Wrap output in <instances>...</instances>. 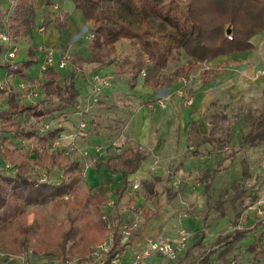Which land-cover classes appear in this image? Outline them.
<instances>
[{
	"label": "trees",
	"instance_id": "trees-1",
	"mask_svg": "<svg viewBox=\"0 0 264 264\" xmlns=\"http://www.w3.org/2000/svg\"><path fill=\"white\" fill-rule=\"evenodd\" d=\"M10 1L11 9L0 30L6 31L10 40L18 42L28 36L34 25L37 0ZM69 1L81 12L92 35L90 57L78 59L77 65L87 61L98 67H112L117 75L129 72L134 79L141 75L142 83L152 89L172 87L177 78L190 74L194 64L254 51L252 39L264 32V0ZM43 2L45 10H50L51 0ZM52 22L60 28L66 26L61 15L53 14L49 23ZM120 40L129 42V54L118 53ZM32 53L33 48H30V57L14 64L0 61V68H5L10 76L23 79L25 72L38 62L31 57ZM180 53L188 57V63L169 75L161 74ZM42 78V101L19 105L10 97L8 109L0 111V157L12 170L0 169V246L10 254L32 250L44 257L58 254L66 260L76 251L83 258L110 229L111 220H102V207L110 201V182L90 187L80 171L81 164L70 160L63 150L52 147L62 129L44 130L39 124L56 111L75 106L79 92L74 86L73 75L63 77L53 67L45 69ZM17 117H23L30 124H23ZM249 119L248 131L240 137L237 147L224 153V161L231 163L246 148L264 146V112L250 115ZM107 127L108 136H113L111 127ZM214 127H217L216 123ZM187 134V144L194 148L193 157L202 155L201 147L214 140V132L202 135L194 122L189 123ZM144 158L138 148L130 147L98 163L97 167L123 173L122 185L114 191L121 197L129 184L127 177L137 171ZM241 168L246 174L244 161ZM42 170L46 174L51 170L59 171L60 177L41 180L39 173ZM220 171L222 167L217 166L214 175ZM208 179L212 181L213 177L206 172L200 178L207 198ZM231 188V193L227 189L221 190L214 202V209L221 217L225 216L226 203L232 212H236L243 200L245 190L236 183H232ZM59 210L65 211L64 218L52 221L49 211ZM151 214L143 212L144 223ZM255 230L234 226L232 231L218 237L216 244L220 250L216 259L222 264H237L238 253L234 251L250 232L253 242L246 247V252L252 254V264H257L256 258L264 255V244ZM134 234L137 236L140 231ZM121 239L120 235L116 236L108 257L124 252V244L128 241ZM91 260H84V263L92 264ZM209 261L205 255L200 263Z\"/></svg>",
	"mask_w": 264,
	"mask_h": 264
},
{
	"label": "crops",
	"instance_id": "crops-1",
	"mask_svg": "<svg viewBox=\"0 0 264 264\" xmlns=\"http://www.w3.org/2000/svg\"><path fill=\"white\" fill-rule=\"evenodd\" d=\"M52 1L54 0H51V2ZM8 4L10 5V8L7 7ZM67 4H69L68 6L69 12H66ZM10 9H11L10 1L0 0V14H5V18L3 19L2 24H4L6 15L10 11ZM39 11H44L43 17L46 18V21L49 19L51 13L56 14L58 16L66 15L67 19L65 20L63 18V22L66 23V26L65 28H60L56 23L53 22L49 23V25H47L46 28H44L46 29L45 32L47 31L46 33H48L47 39L44 38L41 39L40 36H38L40 32L37 27V29L35 30L30 29L28 32V36L25 37L24 39L18 42L11 40L10 46L3 45L0 43V51L3 52L2 55L5 58V60H2L0 55L1 62H9L11 64H14L22 60H27L30 57V55L28 54L30 48H33V53L31 54V57L37 59L39 62V66L32 65L30 69L25 72V78L23 79L8 75L7 70L5 68H2L4 70V78L0 79V82H2L3 84V89L1 91L4 92L6 97H4L1 100L3 107L0 108V111L8 109L9 107L8 98L10 97H13L15 104L21 105L17 101L18 98L15 96L16 92L19 93L18 85L20 83L31 84V82H33L37 78L38 82L41 85L43 84L44 81L42 78V72H40V64L42 63L44 56H42V54L38 51L39 45L41 44H44V47L46 48L49 49L52 48L54 50L55 62L59 60V57L61 55L64 54L70 55L71 60L63 69L59 70L55 67L54 68L55 70L61 72L63 77L73 75L74 76L73 83H75V80L77 79L78 76H82L84 79L87 78L90 79L94 74H103L107 77H111V79L114 80L113 84L111 85L112 87L102 92L106 95L105 100H110V104H97V110L95 111V116H94L95 118H92L91 122H93V124H95L96 127L97 122L101 121L102 118L104 117V115L101 112H103L107 108H110L114 112L108 115L109 117H111L108 124L113 123L122 126L121 129L122 131H120V133H116V134L114 133L113 136L107 135V138H109V140H113L112 143H114V141L117 143H122L117 145L120 153L124 149L135 147L138 148L145 155V158L140 163V166L137 169V171L127 177L129 184L127 185L125 191L122 193L121 197L115 195L114 191L122 185L124 179L122 172H113L108 170L104 166L99 167L97 169L88 168L89 170L95 172L93 178L97 180L96 181L97 183H95V185H90L88 180L87 179L85 180L90 187H95L97 185L106 184L110 182L109 184L110 192L108 193V197L110 199L109 202H112V204L110 205L108 203L106 206L102 207V211L103 213H106L105 215L107 219L111 220L112 224H118L123 221L131 220L135 216V214L139 217L140 225L138 230L140 231V234L137 236H135L134 234L132 238L127 240L128 242L124 244V252L122 254L123 261L125 262L130 261L133 258L134 254L145 246V242L147 238L151 236H155L157 234H164L170 239L175 240L176 233L174 229L179 230V228H181L180 226L181 222L183 224L182 227H184L182 229H184L186 233H188V238L191 237L190 239H192L191 241L193 242V245L197 242L198 244H200V246H206V247L210 246V250L207 251L208 253H210V251H212L214 248L218 249L219 251L220 246L216 244V239L218 237L224 236L226 233L230 231L223 233L220 230H208V231L204 230L203 228L204 212H201L200 205L204 203V200L205 198H207V196L205 195L204 198L203 195H201V192L198 191V189L196 188V186L198 187L199 185L198 183L193 186L188 181L191 177H194L195 179L198 177V174L197 175L193 174L191 172L192 169L188 168V165L190 163L189 161H191L190 158L188 162L185 159L177 160V164L173 167V172L176 171L179 172L182 176L183 175L185 176L184 177L185 179L184 181H182V183H180L177 186L176 190H171L170 186L168 187L166 186L165 188H162L163 189L162 199H164V202H161L162 200L158 201L156 197L151 198L152 194L150 193V190L146 189L147 185L143 181L149 177V174L151 172L159 173L160 171H162L161 166L158 169L154 167L152 169V166H150L151 164L150 159H153V157L160 158L163 165V160L165 158H168L169 156L173 158L174 155L177 156L180 155L181 157H183L187 148L194 149L192 146H188L187 144V135H188L187 127L189 123L194 122L197 125V128L202 135H206L209 133V132L208 133L202 132L199 127L201 121L200 113L204 112L203 104H208L209 102H207V100L210 98L206 90V86L209 85V83H211L213 80H215L216 75L218 74L216 72L221 70L226 71V69L229 68L228 65H225V61H227L231 57H237L238 55H241L243 53L233 54L229 56H221L210 62H206L204 65L203 64L194 65V67L190 72V75L193 77L197 76V78L200 80L202 84L200 88L196 87L197 91L200 93L203 90L202 91L203 95L200 98L198 102L199 105L195 110L193 106L191 108L184 107L183 105H181L180 102H176L175 100H169L166 101V103H164V100L168 96L169 91L171 90L172 87L152 89L148 86H145L142 83L141 75L138 76L137 79H134L132 74L129 72L121 75H117L114 74L112 67H98L97 64L87 61L82 62V64L78 66L76 63L78 62L77 61L78 59H88L90 57V53H89L90 41H87L86 44L83 45V43H81L80 40H83L82 36L84 35H89V37H92L91 32L89 31L88 28V24L84 20L81 12L79 10H75L73 8L72 3L67 0H62L61 2H57V1L52 2V7L48 11H46L44 8L43 0H37L34 5V13H37ZM67 29L69 30L67 31ZM43 33H41L40 35H42ZM66 35L68 36L67 39H65ZM87 39L88 37L85 36L83 41ZM9 47H14L17 53L15 58L10 60L5 57L6 50H8ZM185 57L187 58L188 61V57L186 55ZM203 68L209 71L208 74L210 76L212 75L210 78H204L203 76H201L200 70ZM37 69L39 71L38 73L36 72ZM164 71H162L161 74H165ZM221 75L222 74H219V76ZM84 76H86V78ZM128 77H131V81L129 82V84L127 83V88H128L127 91V89L123 88L122 81L123 79H128ZM138 79H140V82H138ZM115 81L117 83H115ZM132 88L133 90H131ZM136 88L140 89L141 93L139 92L137 93L135 91ZM85 91L86 89L84 90V93ZM148 98H150V100L153 102L152 104H146L148 102ZM161 102L164 105H162ZM82 105L83 107L87 106L86 104H82ZM173 113L180 114L181 118L183 116L184 122L182 123L184 124V128H183L184 131H180V134L178 136H171L170 134H165V133L163 134L158 129H156L155 132L151 133L152 118L154 119L155 123H158V125L162 127L166 125L165 124L166 117H170ZM59 128H61V126ZM61 129L62 131L59 133L58 136L64 134L67 130L64 127ZM89 135L90 136L87 137L85 143H80L74 139L73 140L74 145L70 144L72 145L70 146V148L79 147L81 148L82 151L85 152L86 149L89 148L90 153H92V151L94 150L96 151V148L99 146L97 147L94 146L92 141L94 142L95 138L102 139L101 130L93 131ZM59 143H60L59 146L63 147L67 145L69 142H67L65 139L60 137ZM121 145H122V149L119 147ZM202 147H201V152L203 151ZM119 152H117L116 150V155L117 153L119 154ZM192 152H194V150ZM192 152L190 153L191 156H192ZM209 154L208 157L210 158L212 163L214 162L215 159L216 160L218 159V161L216 164L213 165L211 164L210 166L204 167L203 171L201 172V175H203L206 172L211 176V178L213 177L212 181H209L208 179L207 182L210 184L209 191H211V189L213 191V189L215 188L216 175L218 174L217 173L216 175H214L213 172L214 168H216L217 166H221L222 167V171H220L221 173L222 172L225 173V171L230 172L231 167L235 163V160L239 154L235 157V159L231 163L229 161H224L223 159L224 153L223 150L221 149L218 151L209 152ZM203 155L204 154L202 152V155L198 157H202ZM214 156L217 157L213 158ZM198 157H194V158H198ZM239 161L241 162L242 159ZM186 162L187 165L183 164ZM5 165L6 163L2 160L0 162V169L1 168L5 169ZM53 173L56 174V179L60 177L59 171H53ZM200 178L198 177L199 180L196 179L195 181L196 182L199 181L204 188V184L203 182L200 181ZM134 184H138V188L135 189L133 187ZM163 184L165 185V181ZM152 188L153 191L157 189L155 184L154 186H152ZM221 190H224V188ZM218 194L214 198L212 197V199L216 200ZM209 197L207 198V201L209 200ZM182 203L184 204L188 203L190 205L193 204L195 211L189 214L182 212L181 211ZM197 205L199 206L198 208ZM143 212H152V214L148 216L145 223L143 221V215H142ZM182 213H184V218L181 220L180 216ZM178 219H180L181 222L180 221L177 222ZM255 231L258 232L257 228ZM252 242H253V238L250 232H248V235L246 237H244L241 241H239L238 249L234 251L238 253L237 264H252V260H250L249 263L244 262V258H242L241 255L242 253L246 252V247L249 246ZM206 255L208 257V254ZM239 258H242V260L240 261ZM212 263L222 264L217 259L213 260V262L211 259L207 264H212ZM147 264H172V262L165 260L159 255H154L147 260Z\"/></svg>",
	"mask_w": 264,
	"mask_h": 264
},
{
	"label": "rangeland",
	"instance_id": "rangeland-1",
	"mask_svg": "<svg viewBox=\"0 0 264 264\" xmlns=\"http://www.w3.org/2000/svg\"><path fill=\"white\" fill-rule=\"evenodd\" d=\"M54 1L61 2L62 0ZM68 6L69 4L66 5V12H69ZM7 7L10 8V5L8 4ZM43 15L44 11L34 13V25L31 28L35 30L38 27L40 34L45 32L46 29L44 28L49 25L50 19L53 18V14L51 13L49 19L46 21V18H44ZM61 17H63L65 20L67 19L66 15H61ZM4 18L5 14H0V28L3 25L2 23ZM68 30L69 29H67V31ZM46 32L42 35L39 34L38 36H40L41 39H47L48 33ZM85 36H87L88 39L83 41ZM67 37L68 36L66 35L65 39H67ZM82 38L83 40H80V42L83 43V45H85L87 41L92 40V37H89V35H84L82 36ZM252 42L255 44L254 51L245 52L241 55H238L237 57L229 58L227 61H225V65H228L229 68L226 69V71L221 70L216 72L218 74L216 75L215 80H213L211 83H209V85L206 86V90L210 98L207 100V102H209L208 104H203L204 112L200 113L201 121L199 127L202 132H214V140L212 141V143L205 144L202 147V152L204 155L202 157L194 158L190 155V153L194 149L187 148L183 157H181L180 155H174V157L171 158L169 156L168 158H165L163 160V165L161 159L158 157H153V159H150V166H152V169L153 167L158 169L160 166L162 168V171H160L159 173L151 172L149 174V177L143 181L147 185L146 189L150 190V193L152 194L151 198L156 197L158 201L162 200L161 202H164V199H162V188L170 186L171 190H176L177 186L182 183V181H184V175L182 176L177 171L173 172V167L177 164V160L185 159L188 162L190 158L191 161H189L190 163L188 165V168H191V172L196 175L198 174V177L200 178L202 176L201 172L203 171L204 167L210 166L211 164H216L218 161V159H215L212 163V161L208 157L209 152H214L221 149L223 150V153L227 154L231 148L237 147L240 137L243 136L249 129V116H254L261 112H264V77H256V71L264 69V32L255 36L252 39ZM0 43L3 44L1 41ZM48 49L49 48L44 47V44H41L39 45L38 51L42 54V56H44ZM117 49L120 55L129 54V42L126 40H120L117 43ZM2 53L3 52L0 51L1 58L2 60H5ZM16 54L17 53H15V55ZM187 63L188 61L185 55L183 53H180L177 55L174 62H172L164 71L165 74L163 75H169L173 71V69L175 70L181 68ZM202 64L204 65L205 63ZM36 65L39 66V62L34 63V66ZM36 72H39L38 69ZM40 72H42L41 69ZM208 72L209 71L205 68L200 70V74L204 78H210L212 76H210ZM219 74L222 75L219 76ZM84 77L86 78V76ZM2 78H4V70L0 68V79ZM183 78L187 79V83L184 86H181L180 80ZM130 81L131 77H128V79H123L122 81L123 88L127 89V91V83L129 84ZM113 82L114 80L111 79L109 85L95 87L91 79H84L82 76H78L75 80L76 84L74 83L76 89L80 94L75 103L76 105L72 107H64L56 111L53 115L45 118L39 124V127L44 130L55 129L59 128L60 126L61 128L64 127L67 129L64 134H61L57 138L61 137L69 143L63 147L59 146L57 149H62L68 154L70 160H77L81 164L80 171L83 174V178L87 179L90 185H95V183H97V180L93 178L95 172L89 170L88 168H99L97 167V164L106 160L109 157L116 155V150L118 151L117 145L122 144L117 143L115 141L114 143H112L113 140H109V138H107V126L111 127V134L120 133V131H122V126L113 123H109L110 125L108 124L109 120L111 119V117H109L108 115L114 112L110 108H107L106 110L101 112L104 117L101 121L97 122L99 126L95 127V130H93L94 124L93 122H91L92 118H95L94 116L95 111L97 110V104H110V100H105L106 95L102 92L111 88ZM138 82H140V79H138ZM115 83L117 82L115 81ZM27 86L32 87L34 93H36V96L34 97L35 100L33 99L31 101H26L23 97H21V91L18 87L19 93L16 92L15 96L18 98L17 101L21 105L33 104L43 99V94L40 88L41 84L38 82L37 78ZM201 86L202 84L197 78V76L193 77L190 74L188 76H181L175 80L171 90L169 91L168 96L164 100V103L169 100H175L176 102H180L181 105H183L184 107L191 108L193 106L196 110L199 105L198 102L203 95V90L200 93L197 91V88H200ZM178 88L183 89L184 92H186L187 96L189 98H192L191 104H187L184 100L178 98L175 93ZM85 89L86 91L84 93ZM131 90H133V88ZM135 91L137 93H141L140 89L138 88H136ZM4 97H6V95L3 91L0 90V108L3 107L1 100ZM152 103L153 102L150 100V98H148V102L146 104ZM82 104H86L87 106L83 107ZM17 118L23 124H27V126L30 124V121L26 122L23 117ZM182 122H184L183 116L181 118V115L177 113H173L170 117H166V125L162 127L158 125V123H155L154 119L152 118L151 133L155 132V130L158 129L163 134L165 133L170 134L171 136H178L180 134V131H184V124ZM215 123L217 127H214ZM82 125L84 126L82 127ZM97 130H101L102 139L95 138V141H92V143L96 147L99 146L97 148H100V150L96 148V151L94 150L92 151V153H90L89 148L86 149V152L82 151L79 147L70 148V146H72L70 144L74 145V139L80 143H85L87 137L90 136L89 134ZM16 143L25 144L23 141H17ZM119 147L122 149V145ZM216 157L217 156H214L213 158ZM32 158H34V155H32ZM241 159L246 163V174H243L241 171L240 164L242 163V161H239ZM1 161L2 159L0 157V162ZM187 162L183 164L187 165ZM234 164L232 165L230 172H220L216 175L215 188L213 189V191L212 189L211 191H209L210 197L208 201L207 198H205L203 185L199 181H195L196 179H198V177L196 179L194 177H191L188 180L189 183L193 186L197 183L199 184L198 187L196 186V188L198 189V191L201 192V195H203V197L205 198L204 203L200 205L201 212H204L203 228L205 231L220 230L223 233L233 230L234 226L239 228H246L248 230H253L257 228L258 233H260L261 243L264 244V212H262L264 208L261 203V201L264 199V146H259L256 148H246L237 156ZM53 171L55 170H51L48 174H46L42 170L40 171L39 175L41 177H46L47 179L52 180L56 178V174H54ZM164 181L165 185L163 184ZM232 183H236L239 188L245 190V194L242 202L238 205L236 212H232L227 203L225 216L221 217L214 209L215 199H212V197L214 198L223 188L227 189L230 193L233 192L231 188ZM154 184L157 188L155 191H153L152 188ZM181 207V211L188 214L195 211L193 204L190 205L188 203H182ZM198 207L199 206L197 205V208ZM43 208H45V206ZM104 214L106 213H103V221L106 220L103 218ZM49 216L52 221L55 219L62 220L65 216V211H49ZM31 218L32 217L29 216L28 220L31 221ZM183 218L184 213H182L180 216L181 220ZM180 219H178L177 222L180 221ZM233 222L235 223V225L233 224ZM180 226L181 228H184L182 227V222ZM174 230L176 233L175 240H177L178 229ZM190 238H188L184 247L180 250L177 260L175 262H172V264H200V259L206 254H208V258L210 260L212 259V262L213 260H216L215 257L218 249L214 248L212 251H210V253H208L207 251L210 250V246H200V244H198L197 242L195 244L198 245H193V242L191 241L192 239ZM91 249L86 252L83 258L76 251H74L69 256V259H75L79 262V264H85L84 260H91ZM25 253H27L28 260L31 264H39L43 261H53L62 259V256L58 254H53L49 255L48 257H44L42 255L34 253L32 250H27L25 251ZM241 255L242 258H244V262L247 263H249L250 260L253 258L252 254L249 252H244ZM242 258H239L240 261L242 260ZM256 259L257 264H264V255L259 256ZM91 262L93 264L92 260Z\"/></svg>",
	"mask_w": 264,
	"mask_h": 264
},
{
	"label": "built area",
	"instance_id": "built-area-1",
	"mask_svg": "<svg viewBox=\"0 0 264 264\" xmlns=\"http://www.w3.org/2000/svg\"><path fill=\"white\" fill-rule=\"evenodd\" d=\"M0 41L4 45L10 46V38L6 31L0 30ZM16 50L14 47H9L6 50L5 57L7 59H14L15 58ZM71 57L69 54H64L59 57V60L55 62L54 59V50L48 49L46 54L44 55L43 61L40 64V69L43 72L45 69L49 67H55L57 69H63L68 62H70ZM256 77H264V69L256 71ZM95 87H101L102 85H109L111 82V77H107L103 74H94L90 78ZM187 83V79H181L180 84L184 86ZM28 84L20 83L18 85L20 89L21 97H23L26 101H31L36 96L34 93L33 88L27 86ZM3 89V84L0 83V90ZM176 95L183 99L185 103L191 104L192 98H189L184 92L183 89L178 88L176 90ZM35 100V99H34ZM162 105H164L161 102ZM84 125H82L83 127ZM59 138L54 139L52 143L53 148H57L59 146ZM100 150V148H98ZM119 152V150L117 151ZM5 169L9 172H12L11 168L6 164ZM46 177H41V180H45ZM133 187L136 189L138 188V184H134ZM262 206L264 208V199L261 201ZM111 205L112 202H109ZM264 212V210L262 211ZM104 219L107 217L104 215ZM140 225L139 217L135 214V216L128 221H123L118 224H110V229L107 235L104 237L103 240L96 243L92 251L90 253V258L93 261V264H102L103 262L107 261V264H147V260L154 255H159L165 260L169 262H175L179 256L180 250L184 247L186 241L188 240V233L184 229L178 230V238L177 240H172L169 237L165 236L164 234H157L155 236H151L147 238L145 242V246L136 252L133 258L125 262L122 259L123 253H116L111 257H108L110 253L113 251L115 246V238L117 235L121 236V241H127L132 238L135 231L138 230ZM0 264H31L28 260L27 253L22 254H10L4 252V250L0 246ZM39 264H79V262L75 259H60V260H50V261H43Z\"/></svg>",
	"mask_w": 264,
	"mask_h": 264
}]
</instances>
